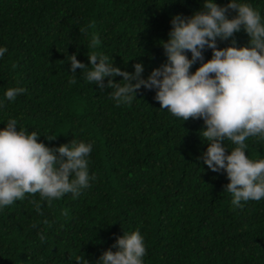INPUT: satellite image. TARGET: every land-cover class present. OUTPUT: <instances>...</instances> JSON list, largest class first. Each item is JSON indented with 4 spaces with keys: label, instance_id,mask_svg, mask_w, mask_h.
I'll return each instance as SVG.
<instances>
[{
    "label": "trees",
    "instance_id": "obj_1",
    "mask_svg": "<svg viewBox=\"0 0 264 264\" xmlns=\"http://www.w3.org/2000/svg\"><path fill=\"white\" fill-rule=\"evenodd\" d=\"M0 264H264V0H0Z\"/></svg>",
    "mask_w": 264,
    "mask_h": 264
}]
</instances>
